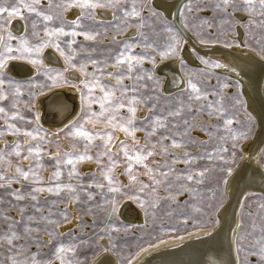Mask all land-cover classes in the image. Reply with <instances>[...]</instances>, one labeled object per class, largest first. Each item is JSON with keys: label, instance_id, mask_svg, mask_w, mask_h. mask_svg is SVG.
Returning <instances> with one entry per match:
<instances>
[{"label": "rangeland", "instance_id": "374dc122", "mask_svg": "<svg viewBox=\"0 0 264 264\" xmlns=\"http://www.w3.org/2000/svg\"><path fill=\"white\" fill-rule=\"evenodd\" d=\"M7 2L10 5L12 0ZM27 2L32 3V0ZM100 2L107 3V0ZM151 2L152 0H135L140 15L129 18L127 24L115 18L123 17V11L107 7L96 8L92 14H85L78 25H72L64 16L66 11L74 8L80 17L81 9L73 7L65 10L66 0H40L37 7L40 16L23 7L18 16L8 18L7 14H0L3 16L0 23L5 24L4 28H0L5 32L0 52L5 51L4 44L7 43L13 48L10 55H20L15 50L20 45L21 37L28 41L29 47L44 45L39 53L33 51L31 54L25 53L23 59H14L38 66V75L16 79L3 72L0 76L4 80V84L0 85V95L5 97L0 100V107L5 108L7 113V116L0 113V141H4V146L0 148V176L5 177L0 179V264H32V254H36L38 264H91L102 249V242H106L110 251L123 263L145 244L215 223L216 211L225 202V180L239 167L243 156L242 146L254 135L256 123L244 106L238 83L213 72L215 63L195 52L201 66L181 61L179 71L182 87L171 94L163 92L161 86L164 78L153 66L160 60L167 62L176 58L181 52L183 38L177 26L160 15ZM220 2L221 0H186L179 11L181 25L200 41L225 45L234 44L228 38L239 26L244 36L243 42L264 56V14H261L259 0H253L255 8L250 11L245 9L243 0H234V6L228 7L226 11L216 7ZM185 4H190L191 10L185 8ZM123 7L131 11L132 0H128ZM98 9L109 12L106 21L95 18ZM235 14L243 16L244 20L239 22ZM44 15H51L53 19L46 21L43 19ZM16 18L20 19L23 30L12 34L14 39L8 40V26ZM62 26L66 33L80 34H45L46 28L51 31ZM129 30L131 33L128 38L116 39V36ZM85 32L93 39H85ZM125 44L131 45L130 51L125 52V55L144 58L133 68L131 74L126 70L127 64L121 65L122 83L117 85L115 76L109 77L107 73H118L113 65ZM170 44L175 46L174 53L169 51ZM56 45H59L64 55H61ZM46 48L58 54L70 69L83 77L80 89L83 106L72 125H83V130L100 134L86 152L92 159L76 161V175L71 178L69 172L72 165L61 164L57 168L56 161L49 157L59 154L65 159L64 153H73L70 158L75 160L76 156L85 154V144L88 142L70 136L69 133L75 131L70 125L60 133V137L70 147L65 150L51 137L48 129L36 121L32 109L37 92L68 83L60 70L43 67L42 53ZM161 53L166 55L161 56ZM29 55L39 63L32 64ZM93 61L96 62L95 65ZM81 65L84 66V71H80ZM94 76L109 88L114 86L116 95L124 87L135 89L128 96H135L137 99L132 125L137 129L136 139L126 136L119 127L113 129L108 125L105 117L110 115L109 112H105L103 117L96 115L102 111L98 102L102 93L95 87L89 94L83 83L92 81ZM189 81L202 90L199 94L206 95L207 100H189ZM209 103L213 105L211 110L207 108ZM201 105L204 108L198 111ZM209 111L212 115L208 114ZM176 112L179 115H172ZM13 114L16 119L10 118ZM129 115L127 108H121L115 116V122L126 124ZM157 119L163 120L165 126L154 124L153 121ZM225 119L232 120V124L225 125ZM8 124L20 129L19 134L9 129ZM153 128L156 129L155 134L149 136ZM27 131L32 132L36 139L24 135ZM106 133L112 135L109 147L117 162L114 167L107 156H99L100 164L96 162L98 155L105 151L101 137L106 139ZM118 133L122 135L120 141H124L130 148L137 144L147 145L154 152L153 156L144 161L147 169H152L151 173L145 167L133 164L132 175L136 180H130L125 172L126 157L120 151L119 141L117 142ZM174 140L180 147H172ZM15 144L21 147L14 151ZM29 144L34 150L37 144L41 146L39 160L36 159L35 152L30 159H24L29 156ZM164 148H167L166 152L162 151ZM17 151L19 155L16 154ZM185 153L189 154L187 163ZM257 163L264 171V146ZM87 165L92 168L83 169ZM18 166L23 171L32 169L28 180L17 173ZM108 168L112 170L107 171ZM57 170L60 171V176L52 177V173ZM104 175L114 178L112 186L118 187V192L109 191ZM188 175L193 176L191 181L186 179ZM101 183L103 188L97 186ZM65 185H71L74 191L69 192ZM57 186L61 188L59 195L55 191L46 190ZM33 188L45 190L33 192ZM14 192H18L23 199H17ZM33 195L36 196L35 200L32 199ZM243 199V205L239 207L240 224L235 245L243 249L252 246L258 248V241L264 236V195L251 193ZM128 200L142 210L146 226L133 227L118 218L119 205ZM70 222H73L71 227L61 229ZM13 233L15 238L10 245L4 237L12 236ZM61 246L65 248V252L61 253L63 261L55 256L56 249ZM246 259L251 264H256V256L250 255L248 251H241L239 264H245Z\"/></svg>", "mask_w": 264, "mask_h": 264}, {"label": "bare ground", "instance_id": "6f19581e", "mask_svg": "<svg viewBox=\"0 0 264 264\" xmlns=\"http://www.w3.org/2000/svg\"><path fill=\"white\" fill-rule=\"evenodd\" d=\"M179 1L152 0L151 2L160 15L181 29L179 32L183 38L181 52L176 58L167 62L160 60L153 66L156 71L159 68L164 70L162 73L164 83L161 89L166 94H171L182 87L183 81L179 71L181 61L188 62L192 66H201L194 55L195 52L215 64L222 65L214 66L213 72L227 76L238 83L244 106L255 120V133L242 146L243 156L239 167L225 180L223 185L225 202L223 201L224 203L216 211V221L213 225L166 236L145 244L123 263L110 251L107 243L102 242V249L91 264H238L235 240L240 224L239 207L247 194L264 195V171L257 163L259 153L264 146V56L243 42L244 36L239 26L228 38L234 44L225 45L196 39L181 25L179 11L185 1L180 6ZM64 16L68 21H74L78 17V11L74 8L69 9ZM108 16L109 12L103 9L95 12V18L100 21H106ZM235 16L239 22L244 20L241 15L235 14ZM19 20L16 18L9 24L8 31L11 34L22 32L23 25ZM4 33L0 30V37L3 39ZM130 33V30L125 31L116 36V39L128 38ZM3 39H0V46ZM42 59L43 67L60 70L68 85L54 86L37 92L34 95L32 109L36 121L48 129L51 137L67 150L70 147L60 137V133L72 125L80 114L83 106V94L80 90L83 77L77 71L70 69L50 48L43 51ZM12 69L17 74L29 73L28 76L16 77V79H27L38 75L40 68L26 62L10 60L2 72L13 76ZM67 115L69 116L66 117ZM118 134L117 142L122 138V135ZM3 146L4 141H0V148ZM91 168L89 165L83 167V169ZM117 216L133 227L147 225L142 210L129 200L119 205ZM72 225L73 222H70L61 229H67Z\"/></svg>", "mask_w": 264, "mask_h": 264}, {"label": "snow or ice", "instance_id": "6c2138e0", "mask_svg": "<svg viewBox=\"0 0 264 264\" xmlns=\"http://www.w3.org/2000/svg\"><path fill=\"white\" fill-rule=\"evenodd\" d=\"M127 3H128V0H107V3H101L100 0H66L65 10H67L68 8H73V7L81 9V16L77 17L76 20L69 22L72 25H78L80 23V20L84 17L85 14H89V15L92 14L96 8H107V7H111L113 9H119V10L123 11V17H115V13H114V17L117 19H120L122 22L127 24L129 18L138 17L140 15V13L136 9L135 0H132L133 7H132L131 11H127L124 9L123 5L127 4ZM39 4H40V0H32V3H28L27 0H12V3L10 5H8L7 0H0V14H7L8 18H11L12 16H18V15H21V7H23V9H26L28 12L35 13L37 16H40L41 13L37 11V7L39 6ZM243 4H244V7L246 10L250 11V10H253L255 8V5L253 4V0H243ZM230 6H234V0H221V2L216 5L217 8H221L224 11H226L227 8ZM184 7L191 10L190 4H185ZM259 8L261 10V14H264V0H259ZM234 10H238V9L234 8ZM0 19H3L2 15H0ZM43 19L46 21H50L53 19V17L51 15H44ZM8 23H10V19L8 20ZM4 27H5V24L0 23V28H4ZM33 27L35 28V22H33ZM33 34L35 35L36 33H33ZM45 34L48 36H53V35H57V34H59V35H73L74 36V35H78L80 33H77V32L66 33L64 31L63 26H62L60 28L53 29L51 31H49L46 28ZM83 35L85 36V39H93V37L87 32L83 33ZM0 39H3V37H0ZM7 39L8 40L14 39V37L12 36V34L10 32L7 33ZM43 46L44 45L42 44L39 46L29 47L28 41L26 39H24L23 37H21L20 38V45L15 50V51L19 52L20 55L16 56V55H10V53L13 52V48L10 44L5 43L4 44L5 51L0 52V76L3 75L2 70L7 67V61L14 60V59H23V58H25V55H24L25 53L31 54L33 51H35L36 53H39L41 47H43ZM56 47L61 52V55H64L63 50L59 49V45H56ZM130 49H131V45L125 44L124 50L121 51L117 55L116 63H115V65H113V67L118 69V73H116V74L107 73V75L109 77L115 76L117 85H121V83H122V74H120V66L127 64L126 70L129 74H131L133 71V68L136 65L140 64L144 58L143 56L125 55V52L130 51ZM169 51L174 53L175 52V46L170 44L169 45ZM165 55H166V53H161V56H165ZM29 59H30V62L32 64H38L39 63L38 60L31 59L30 55H29ZM204 62L208 63V61H204ZM93 64L95 65L96 62L93 61ZM214 66L215 67H221L222 65L216 63ZM80 71H84L83 65L80 66ZM137 79H140V78L137 77ZM83 83H84V87L89 90V94H91L93 88H95V87H98L100 92L102 93V96H100L98 98V102L100 104V108L102 111L96 115L103 117L105 112H109L110 115L108 117H105V122L108 125H111L113 129H115L116 127H119L126 134V136H131L132 138L136 139L135 133H136L137 129L132 127V125H133V122L135 120V113L137 110L136 106H135L137 103V99L135 96H131V97L128 96V93L130 91H135V89H129L128 87H124L123 91H121L119 95H116L115 90H114V86H113V88H109L106 84L101 83V81L98 78H95V76H94L92 81H84ZM3 84H4V80L2 78H0V85H3ZM188 88L191 90V93L189 94V97H188L189 100H195V101H200L201 99L207 100L206 95L202 96L199 94L202 90L198 89L197 85L195 83H192L191 81H189ZM17 91H18V89H17ZM193 94H195V95H193ZM3 99H5V97L3 95H0V100H3ZM125 100L127 101V103H125ZM106 105H108V107H106ZM12 107L15 108V105H13ZM121 108H127V111L130 114L128 119H127L126 124H118V122H115V116L119 112V109H121ZM203 108H204V105H201V108L198 109V111L202 110ZM207 108L211 110L213 108V105L211 103H209L207 105ZM0 113H3V114H5V116H7L6 110L3 107H0ZM208 114L212 115V112L209 111ZM172 115H179V112L173 113ZM10 118L16 119L17 117L15 114H13ZM20 118L23 119V117H20ZM153 123L158 124L160 127L165 126L164 121L161 119H157V120L153 121ZM224 124L225 125H231L232 120L225 119ZM7 127L9 129L13 130L16 134H19V132H20V129L16 128L15 125L8 124ZM71 127H73L75 129V131L70 132L69 133L70 136H73L74 138H77V137L82 138L88 142L87 144H85V154H80V155L76 156L75 160L70 158V157H72L73 153H64L65 159H62L59 154H57L56 156H50L49 157L50 159H54L56 161L57 168H59V166L61 164L72 165L73 167H72L71 171L69 172L70 178L73 175H76V169H75L76 161H83L85 159H88V160L92 159V157L88 156L86 154V152H87L89 145L92 143V141L97 136L100 135L99 133L93 134L89 131L83 130V128H84L83 125H80L78 127L76 125H72ZM155 131H156V129L153 128L152 131L149 132V136L154 135ZM24 135L29 136L32 139H36V137L30 131L25 132ZM106 136H107L106 139L101 137L105 151L98 155L96 162H97V164H100L99 156H107L110 164L114 167L117 162L113 158L114 154L111 151V147H109V144L112 141V135H111V133H106ZM164 138L167 139V137H164ZM41 139H43V137H41ZM119 146H120V151L123 153L124 157H126L125 162L127 164V167L125 168V172L128 173L130 180L135 181L136 177L134 175H132L133 164L141 165L147 169V165L144 164V161H146L148 159V157L153 156L154 152L152 150H149L147 145L140 146L137 144L136 146L130 148V146L127 145L124 141H119ZM20 147H21V145L15 144L13 150L15 151L16 149H19ZM152 147L155 148V145H153ZM172 147H180V145L178 143H176L174 140ZM40 148H41V146L39 144H37L36 148L34 150L33 147L31 146V144H29L28 149H27L29 156H25L24 159L25 160L30 159V157L35 152L36 159L39 160ZM162 151L166 152L167 148L162 149ZM16 154L19 155V152L17 151ZM188 155H189L188 153H185V157H186L185 162L186 163L188 162V160H187ZM111 170H112L111 168L107 169V171H111ZM147 170H148V173L152 172V169H147ZM101 171L103 172L104 169L102 168ZM30 172H32L31 168H29V171H23L19 166L17 167V173L24 180L29 179V173ZM229 174H231V170H229ZM163 175H167V173H163ZM59 176H60L59 170L52 173V177H54V178H58ZM4 178L5 177L0 176V179H4ZM104 179L108 181L109 191L118 192L120 190L118 187L112 186L115 183L113 177H111L109 175H104ZM186 179L191 181L193 179V176L188 175L186 177ZM157 183H159V181H157ZM97 186L100 188L104 187V185L102 183L97 185ZM64 187L69 192L74 191V189L72 188L71 185H65ZM89 187H92V185H89ZM143 187H149V185H143ZM44 190L45 189H41V188H33V192L44 191ZM46 190L48 192L55 191V194L59 195L61 188L59 186H57L55 189L50 187V188H47ZM13 195H15L17 199H23V197L21 195H19L18 192H14ZM89 198H91V196ZM32 199L35 200L36 196L33 195ZM4 238L7 239V242L11 245L13 242V239L15 238V234L13 233L12 236H6ZM258 243L260 245L258 248H256L255 246H252L249 249H243L239 245H237L236 252H237L238 264H239V254L241 251H248L250 253V255L256 256L257 257L256 264H264V236L261 237V239H260V241H258ZM70 250L74 251V249H70ZM63 252H65V248L63 246H61V247H58L56 249V253H55V256L57 258L61 259L62 261H63V257L61 256V253H63ZM31 261H32V264H38V262L36 260V254H32ZM49 264H51V262H49ZM245 264H251V261L246 259Z\"/></svg>", "mask_w": 264, "mask_h": 264}, {"label": "water", "instance_id": "95a60500", "mask_svg": "<svg viewBox=\"0 0 264 264\" xmlns=\"http://www.w3.org/2000/svg\"><path fill=\"white\" fill-rule=\"evenodd\" d=\"M184 1H186V0H180V1H179V6H180ZM180 7H181V6H180ZM180 7H178V8H180ZM177 28H178L179 31H181V29H180L179 27H177ZM10 68H12V65H10ZM158 71H159V74L164 73V70H163L162 68H159ZM12 74H13V76H15V77H22V76H28V75H29V73H27V74H25V73H19V74H17V73L15 72V70H13V69H12ZM22 74H24V75H22ZM70 114H71V113H70ZM70 114H69V115H70ZM69 115H67L66 117H68ZM66 117H65V118H66ZM65 118H64V119H65ZM62 120H63V119H62ZM62 120H61V121H62ZM61 121H59V122H61ZM59 122H58V123H59ZM45 123H46V124H51V123H49V122H45ZM52 124H53V123H52Z\"/></svg>", "mask_w": 264, "mask_h": 264}]
</instances>
